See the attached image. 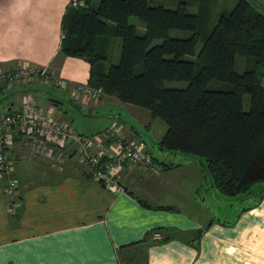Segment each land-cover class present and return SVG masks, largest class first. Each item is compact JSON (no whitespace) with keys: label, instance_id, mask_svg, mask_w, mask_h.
<instances>
[{"label":"crops","instance_id":"crops-1","mask_svg":"<svg viewBox=\"0 0 264 264\" xmlns=\"http://www.w3.org/2000/svg\"><path fill=\"white\" fill-rule=\"evenodd\" d=\"M71 1L0 0V70L33 66L45 72L35 85L2 83L0 115L33 101L52 120L70 125L60 101L44 102L34 91L60 80L88 83L90 64L60 52ZM64 91L71 97L69 88ZM71 102L91 112L111 105L97 116L109 117L103 132L114 123L127 141L144 142L153 166L124 165L118 180L125 191L117 194L88 172L74 146H67L65 163L53 167L12 131L6 156L17 197L6 195L8 178H0V264H264V187L228 199L212 187L199 160L150 152L140 128L152 133L146 135L153 145L167 128L160 129L147 110L109 96ZM120 109L130 128L113 114ZM156 232L162 240L153 238Z\"/></svg>","mask_w":264,"mask_h":264},{"label":"trees","instance_id":"trees-1","mask_svg":"<svg viewBox=\"0 0 264 264\" xmlns=\"http://www.w3.org/2000/svg\"><path fill=\"white\" fill-rule=\"evenodd\" d=\"M77 1L82 4H69L63 16L60 52L90 64V88L165 123L166 133L156 146L199 160L224 197L246 196L264 183L263 14L247 0H238L210 29L207 0H198L197 14L187 13L188 1L175 10L151 6L150 0H100L97 7L94 0ZM132 17L143 24V34L130 24ZM173 31L191 36L173 37ZM109 37L121 44L119 63L107 69L105 51L99 48ZM237 57L248 61L241 75L235 72ZM172 81L188 86L165 87ZM214 82L227 87L210 89Z\"/></svg>","mask_w":264,"mask_h":264},{"label":"built area","instance_id":"built-area-1","mask_svg":"<svg viewBox=\"0 0 264 264\" xmlns=\"http://www.w3.org/2000/svg\"><path fill=\"white\" fill-rule=\"evenodd\" d=\"M44 73L40 69L31 70L28 67L0 70V82L12 84L31 79L33 75L44 77ZM58 86L69 88L71 101L76 102L83 98L97 100L102 93L100 89H93L85 84H69L65 80H60ZM12 131L24 139L35 157L48 159L53 167L64 164L67 146H74L75 153L80 155V160L88 172L106 189L117 194L125 191L118 180L119 171L124 165L143 170L153 166V159L147 153L145 143L127 141L117 125L107 128L101 134L82 136L69 124L52 120L35 102L27 101L19 110L0 115V178H8L5 192L14 199L17 197V186L11 178L13 167L6 156V150L13 139ZM16 208L15 205L12 213L16 212ZM153 238L162 240L163 236L156 232Z\"/></svg>","mask_w":264,"mask_h":264},{"label":"rangeland","instance_id":"rangeland-1","mask_svg":"<svg viewBox=\"0 0 264 264\" xmlns=\"http://www.w3.org/2000/svg\"><path fill=\"white\" fill-rule=\"evenodd\" d=\"M184 1H188V3H189V4H187V7H186L187 13H191V14H197L198 13V5H199L198 0H150V5L151 6H159L160 5V6L167 8V9L175 10V9H178L180 6V3L184 2ZM247 1L249 3H251V5L259 13L264 15V0H247ZM237 2H238V0H207V2L205 3V12L209 16L207 17L208 21H207L206 25L211 29L213 26L216 25L221 13L228 12V11L230 12L234 8V6L236 5ZM99 3H100V0H94L93 7H97L99 5ZM69 4H72L71 5L72 7H76L80 4H82V2H78L77 0H72ZM130 24L135 25L137 27V33L139 35L144 33L145 28L137 17H132L130 19ZM62 35H63V33L61 34V37H62ZM171 35L173 37H177V38H188L191 36V33L185 32V31H173ZM206 35L207 34L204 33L202 35V38L206 37ZM61 41H62V39H61ZM157 43L158 42L155 41L154 45ZM203 43H204V40H201L199 42L198 50L201 49ZM120 44H121V40L119 38L109 37V40L107 41L105 47L102 48V46H100V48H99L100 51H105V55L107 57V61L103 62V65L107 69L110 66L116 65L119 63ZM247 62L248 61L245 58L237 57L236 62H235V72L239 75L244 74L245 71H247V69H248ZM27 67L30 68L31 70H37V67H33V66H27ZM35 74L38 75L40 73H35ZM41 80H42L41 76L33 75V78H31V79L27 78L23 81L15 82V85L16 84H19V85L20 84H27L30 86L32 84L35 85L36 83H40ZM1 84H2V82H0V85ZM38 86H41V85H38ZM187 86H188V82H186V81H172V82L165 83V87L174 88V89H185ZM226 87L227 86L225 84L219 83V82H214L209 86L210 89H226ZM263 88H264V80H263ZM101 92H102V90H101ZM34 93L36 94V97H38L39 99H41L44 102L45 101L47 102L50 99L60 101L61 104L63 105L62 109L65 112H67V116L69 118L67 120L70 122L72 129L79 135L91 137V136L100 134L103 132V129L106 128L105 126H103L105 120H108L107 125L110 124L108 116L101 117V118H98L97 116L102 113L100 111H105V109L109 110L111 105H107L105 108H103L99 112H96L95 109H92L93 110L92 112H91V109L90 110L86 109L85 111H82L81 107H76L75 104H73V102H71L70 94L66 93V91H64V88H61L58 85L51 87L49 85V83L42 85V87L39 90L34 91ZM103 98H104L103 93H101V97H99L97 100H94V99H89V100L92 103H97V102H100ZM113 98H115V97H113ZM244 102H245V110L247 111L249 109V104H250V96L249 95L245 96ZM41 106L45 107V106H43V103ZM121 106H125V105H121ZM1 109H3V108H0V110ZM113 114L121 115L124 119H126L128 128L131 127V123L129 122V119L127 118L126 114L124 113V111L122 109L118 110L117 112H113ZM152 119H155V118H152ZM156 120H157V122L162 124L161 125L162 127H160V129L161 128H167L165 123H163L162 121H160L158 119H156ZM111 125H114V123L113 124L111 123ZM85 130H86V133H83L82 131H85ZM140 131L141 132L138 133L139 139L147 142L150 152L154 153V156L156 158H159L160 153L166 154L165 151L162 152L158 148V146L153 145V143H151L149 141V138L147 137L146 133L151 138H152V133H150L147 129L145 132L142 128H140ZM201 161L204 162L206 165V162L204 160H201ZM206 176H208L207 173H206ZM263 184L264 183L255 185V187L253 188V191L256 190L257 188L261 187V186L264 187Z\"/></svg>","mask_w":264,"mask_h":264}]
</instances>
